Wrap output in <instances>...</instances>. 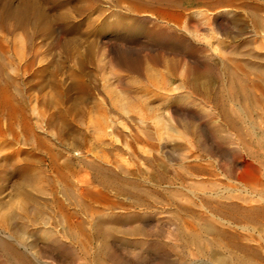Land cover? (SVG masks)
Masks as SVG:
<instances>
[{
    "label": "rangeland",
    "instance_id": "374dc122",
    "mask_svg": "<svg viewBox=\"0 0 264 264\" xmlns=\"http://www.w3.org/2000/svg\"><path fill=\"white\" fill-rule=\"evenodd\" d=\"M92 220L123 227L115 262ZM0 238L33 264H264V0H0Z\"/></svg>",
    "mask_w": 264,
    "mask_h": 264
},
{
    "label": "bare ground",
    "instance_id": "6f19581e",
    "mask_svg": "<svg viewBox=\"0 0 264 264\" xmlns=\"http://www.w3.org/2000/svg\"><path fill=\"white\" fill-rule=\"evenodd\" d=\"M169 29V28H168ZM156 60V59H155ZM209 69V68H208ZM100 137V136H99ZM112 177V176H111ZM114 179V178H113ZM115 181V180H114ZM119 181V180H118ZM117 181V182H118ZM116 182V183H117ZM112 183H113V181H112ZM120 184V183H119ZM118 185V184H117ZM120 186V185H119ZM122 186V185H121ZM127 188H129V187H127ZM131 188V187H130ZM132 193V192H131ZM138 194V193H137ZM137 196V195H136ZM141 200V199H140ZM80 202V201H79ZM132 202H134V201H132ZM83 203V202H82ZM81 203V204H82ZM92 204V203H91ZM110 204V203H109ZM130 204V203H129ZM136 204V203H135ZM144 204V203H143ZM124 205V204H123ZM134 205V204H133ZM142 205V204H141ZM147 205V204H146ZM81 206V205H80ZM84 206V205H83ZM104 206V205H103ZM125 206V205H124ZM135 206H137V205H135ZM140 206V205H139ZM82 207V206H81ZM121 207V206H120ZM85 208V207H84ZM83 208V209H84ZM94 208V207H93ZM114 208V207H113ZM94 211V210H93ZM89 212V211H88ZM97 212V211H96ZM89 214V213H88ZM110 213H108V215H109ZM89 215H91V214H89ZM113 215V214H112ZM116 216V215H115ZM123 216V215H122ZM91 217H93V215L91 216ZM96 217V216H95ZM88 218V217H87ZM121 218V217H120ZM123 218V217H122ZM90 219V218H89ZM94 219V218H93ZM112 219V218H111ZM124 219V218H123ZM94 220H92L91 222L90 221H88V223L90 224V226H91V228L94 230L93 231V234H90L89 235V237H88V242H92L93 241V239L95 238H98V239H100V242H101V245H100V248L98 249L99 251H100V256L98 257V258H100L101 260H102V262H103V260H106V261H111V262H115L116 261V256H117V253L115 252V250L113 249L114 248V245H115V242L114 241H116L117 240V238H116V234H118V233H116L115 234V232H117V231H122L121 229L123 228H121V229H119V227H117V225H115L113 222H110V221H98L97 222V220H96V222L94 221ZM84 223V222H83ZM144 225H145V223H143ZM143 225V226H144ZM130 228V227H129ZM128 228V229H129ZM206 229V228H205ZM125 230V229H124ZM87 231H88V229H87ZM52 232V231H51ZM89 232V231H88ZM123 232V231H122ZM127 232H130L131 234H141L140 236L142 237V235H144L145 237L146 236H148V235H150V234H148L147 233V230L144 228V227H142L141 225H139V226H135V227H133V229L131 230V231H125L124 232V234L126 235V233ZM149 232V231H148ZM153 232V231H152ZM185 232V231H184ZM153 233H155V232H153ZM200 233V232H199ZM207 233H209V232H207ZM185 234V233H184ZM203 234V233H202ZM210 234V233H209ZM215 234V233H214ZM58 235V234H57ZM128 235V234H127ZM157 235H158V233H157ZM186 235V234H185ZM201 235V234H200ZM152 236V235H151ZM160 236V238H161V235H159ZM207 236V235H206ZM233 236V235H232ZM11 237V236H10ZM54 237V236H53ZM92 237H93V239H92ZM117 237H118V235H117ZM123 237V236H122ZM132 236H130V238H131ZM139 237V236H138ZM178 237V236H177ZM182 237V236H181ZM180 237V238H181ZM209 237V236H208ZM23 238H24V236H23ZM59 238H60V235H59ZM62 238V237H61ZM75 238V237H74ZM115 238H116V240H115ZM119 238H121V237H119ZM124 238V240L125 239H128V238H125V237H123ZM155 238H157V236L155 237ZM160 238H157V239H159L160 240ZM54 239V238H53ZM97 239V240H98ZM145 239V238H144ZM178 239V238H177ZM183 239V238H182ZM185 239L187 240V241H189V242H198L199 244H200V241H201V236H199V235H189L188 234V236L186 235L185 236ZM121 240H123V239H120V241ZM135 240H137V239H135ZM149 240V239H148ZM152 240H154V239H152ZM17 241V240H16ZM53 241V240H52ZM137 241H139V240H137ZM161 241V240H160ZM241 241V240H240ZM18 242V241H17ZM50 242V241H49ZM86 242V241H85ZM129 242V241H128ZM127 242V243H128ZM136 242V241H135ZM64 243V242H63ZM66 243V242H65ZM93 243V242H92ZM185 243V242H184ZM215 243V242H214ZM245 243V242H244ZM16 244V243H15ZM88 244V243H87ZM95 244V243H94ZM125 244V243H124ZM129 244H130V242H129ZM134 244V243H133ZM168 245H169V243H167ZM173 244H174V242H173ZM185 244H187V243H185ZM0 245L2 246V248H3V251L6 253V254H8L9 256H11L12 258H14L15 260H17V261H19V263L20 264H33L32 263V261H31V259L28 257V255L26 254V253H24V252H22V251H20V250H18L15 246H14V244H12L11 242H9L8 240H5V239H3V238H0ZM51 245H53V244H51ZM93 245V244H92ZM155 245H156V247L157 248H160L161 247V244H159V243H155ZM214 245V244H213ZM220 245V244H219ZM234 245V244H233ZM19 246V245H18ZM97 246V245H96ZM95 246V247H96ZM191 246H193V245H191ZM215 246V245H214ZM224 246V245H223ZM237 246L238 247H240V248H242L243 247V244H241V243H238L237 244ZM20 247V246H19ZM63 247V246H62ZM62 247H61V249H62ZM65 247V246H64ZM142 247V246H141ZM174 247V246H173ZM176 247V246H175ZM205 247V246H204ZM221 247V246H220ZM225 247V246H224ZM229 247H230V245H229ZM137 248V247H136ZM222 248V247H221ZM65 249H67V248H65ZM161 250H162V248H160ZM190 249V248H189ZM197 250V249H196ZM258 250V249H257ZM92 251V250H91ZM186 251V250H185ZM198 251V250H197ZM206 251V250H205ZM209 251V250H208ZM223 251V250H222ZM225 251V250H224ZM230 251V250H229ZM1 252H2V250H1ZM210 252V251H209ZM237 252H238V250H237ZM241 252V251H240ZM243 252V251H242ZM249 252V251H248ZM4 253V254H5ZM96 253V252H95ZM155 253V252H154ZM188 253H190V252H188ZM207 253V252H206ZM205 253V254H206ZM213 253V252H212ZM210 254L212 257L211 258H215V259H217V262L219 261V260H222L223 258H225V257H219V255H218V257L215 255V256H213V254ZM257 253V252H256ZM92 254V253H91ZM94 254V253H93ZM241 254V253H240ZM31 255V254H30ZM38 255V254H37ZM49 255V254H48ZM181 255H183L184 256V253L183 254H181ZM198 255H199V253H198ZM201 255V254H200ZM208 255V254H207ZM227 255V254H226ZM232 255V254H231ZM5 256V255H4ZM32 256V255H31ZM96 256V255H95ZM233 256V255H232ZM33 257V256H32ZM118 257H119V255H118ZM166 257V256H165ZM245 258H246V256H244ZM36 258V257H35ZM34 258V259H35ZM121 258V257H120ZM123 258H125V257H123ZM233 258V257H232ZM165 259V258H164ZM184 259H186V258H184ZM247 259V258H246ZM11 260V259H10ZM36 260H38V259H36ZM101 260H100V263H102L101 262ZM126 261V263H129L130 261V259H125ZM190 260V259H189ZM129 261V262H128ZM181 261H182V259H181ZM188 261V260H187ZM191 261V260H190ZM232 261H233V259H232ZM249 261V260H248ZM10 262V261H9ZM37 262V261H36ZM193 262V261H192ZM219 262H221V261H219ZM223 262V261H222ZM226 262V261H225ZM14 263V262H13ZM87 263V262H86ZM166 263V262H165ZM181 263V262H180ZM228 263V262H227ZM14 264H16V263H14ZM105 264H107V263H105ZM109 264V263H108ZM110 264H112V263H110ZM193 264V263H192ZM240 264H242L241 262H240Z\"/></svg>",
    "mask_w": 264,
    "mask_h": 264
}]
</instances>
